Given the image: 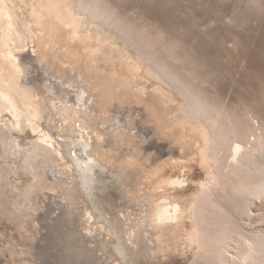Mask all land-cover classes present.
Masks as SVG:
<instances>
[{
	"label": "bare ground",
	"instance_id": "1",
	"mask_svg": "<svg viewBox=\"0 0 264 264\" xmlns=\"http://www.w3.org/2000/svg\"><path fill=\"white\" fill-rule=\"evenodd\" d=\"M192 1L172 3L264 20V0ZM134 23L110 0H0V256L264 264L263 63L224 97L205 47Z\"/></svg>",
	"mask_w": 264,
	"mask_h": 264
},
{
	"label": "rangeland",
	"instance_id": "2",
	"mask_svg": "<svg viewBox=\"0 0 264 264\" xmlns=\"http://www.w3.org/2000/svg\"><path fill=\"white\" fill-rule=\"evenodd\" d=\"M110 1L115 3L119 14L126 17L130 22L138 23L143 25L146 29L159 33L160 38L157 43L159 49L164 48L167 38L176 36L184 40L186 47L189 45L194 47V49H182V46L177 47V50L179 51L178 55L181 57L196 59L194 56L200 51V47L203 46L202 49L205 47L204 51H200V53L206 57V59L202 57L204 61L208 60V63H204V65H206V73H208V65H210L212 71H214L215 68L217 69L214 71V77H217L218 79H214L212 84L213 90L221 96L227 97L230 93L240 90L241 83L238 82H241L240 80H242V84L245 83H243V80L246 79V75H248L247 71L249 69H247V65H249L250 62L260 60L264 65L263 15L260 16V21H256L258 23L256 27H252L254 23L250 22L248 23V27L244 25L246 29H244L242 25H240L242 29H234V25H228V23H226L227 26L224 25V27H222V25H220L222 19L218 17V15H212V11L214 10L212 9V11H210V9H208L209 6L206 7V9L202 8L204 7V3L202 2H200L202 3V7L196 8L192 7V5H188L192 0H186L188 3H172L174 0ZM163 1H170L172 4L163 3ZM192 3L198 5V1L196 0L192 1ZM213 16L214 18L218 17L215 18V23L211 19ZM210 21H212L214 25L211 26L212 23H210ZM218 21H220V23H218ZM216 23H218V25H216ZM218 27L222 29L219 33H216L214 36L212 33H209L212 31V28L218 29ZM256 31H258V33H256ZM235 33H239L242 37L241 45L235 43V38L233 37ZM212 38L214 39L212 40ZM209 39L210 41L212 40V43H210ZM233 44L236 45L234 46ZM214 53H216L214 58V60L216 59L215 61L211 59L214 57ZM217 61L218 63H216ZM212 71H210V73H212ZM248 73H250V70ZM243 74H246L244 76L245 78L242 77ZM210 79H212V75H210ZM247 86H249L247 87L249 90L250 85ZM251 87H253V85ZM251 89L252 88H250L249 91H255V89ZM250 93H248V95ZM252 94H250L251 98L249 96L247 97L252 99L254 96H252ZM192 169L193 171H191V173L193 174L196 168ZM196 172L197 170L194 172L193 177L198 181H201V174L198 172L196 174ZM44 246L45 245H42V247ZM0 257V259H2L0 264L10 263L9 261L7 262L8 258L6 256ZM176 259L177 260L170 262V264H174V262L175 264H186L185 261L181 260V257H177Z\"/></svg>",
	"mask_w": 264,
	"mask_h": 264
},
{
	"label": "water",
	"instance_id": "3",
	"mask_svg": "<svg viewBox=\"0 0 264 264\" xmlns=\"http://www.w3.org/2000/svg\"><path fill=\"white\" fill-rule=\"evenodd\" d=\"M3 115H5V116H9V115H7L6 113H4Z\"/></svg>",
	"mask_w": 264,
	"mask_h": 264
}]
</instances>
